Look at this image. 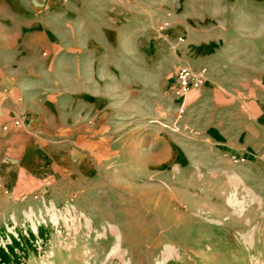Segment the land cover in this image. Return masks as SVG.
<instances>
[{
	"label": "rangeland",
	"instance_id": "obj_1",
	"mask_svg": "<svg viewBox=\"0 0 264 264\" xmlns=\"http://www.w3.org/2000/svg\"><path fill=\"white\" fill-rule=\"evenodd\" d=\"M14 9L100 55L117 153L103 143L100 159L29 194L0 187V249L16 253L0 264H264V184L175 131L174 88L185 65L264 93V0H0V21Z\"/></svg>",
	"mask_w": 264,
	"mask_h": 264
},
{
	"label": "crops",
	"instance_id": "obj_2",
	"mask_svg": "<svg viewBox=\"0 0 264 264\" xmlns=\"http://www.w3.org/2000/svg\"><path fill=\"white\" fill-rule=\"evenodd\" d=\"M10 12V21H0V187L18 196L100 159L103 143L109 157L116 155L109 145L117 137L118 114L117 97L102 95L99 54L72 48L31 11ZM111 74L116 88L117 73ZM246 93L210 83L190 92L179 104L191 124L176 119L177 132L202 138L264 184V93ZM17 118L20 127L13 124ZM125 118L133 134V110Z\"/></svg>",
	"mask_w": 264,
	"mask_h": 264
},
{
	"label": "built area",
	"instance_id": "obj_3",
	"mask_svg": "<svg viewBox=\"0 0 264 264\" xmlns=\"http://www.w3.org/2000/svg\"><path fill=\"white\" fill-rule=\"evenodd\" d=\"M206 72V69L193 70L189 66H181L176 73V86L174 87L177 90V96L184 100L190 92L200 91L201 89L205 88L208 83ZM185 113L186 107L184 103H182L178 111L177 121L181 120ZM14 124L16 127H20L21 121H15ZM175 126H177L175 127V131H179L177 122ZM4 130H8V127H4ZM233 161L235 163H242L245 161V159L233 157Z\"/></svg>",
	"mask_w": 264,
	"mask_h": 264
},
{
	"label": "trees",
	"instance_id": "obj_4",
	"mask_svg": "<svg viewBox=\"0 0 264 264\" xmlns=\"http://www.w3.org/2000/svg\"><path fill=\"white\" fill-rule=\"evenodd\" d=\"M31 236L34 237L33 235H31ZM11 256H15L16 257V253L14 251V248H11L10 255H7V253L3 249H0V257L2 259V262L10 261Z\"/></svg>",
	"mask_w": 264,
	"mask_h": 264
}]
</instances>
